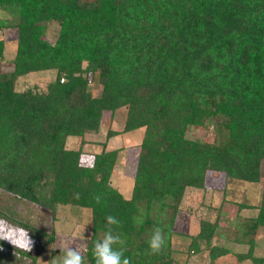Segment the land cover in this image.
Returning <instances> with one entry per match:
<instances>
[{
    "label": "trees",
    "instance_id": "1",
    "mask_svg": "<svg viewBox=\"0 0 264 264\" xmlns=\"http://www.w3.org/2000/svg\"><path fill=\"white\" fill-rule=\"evenodd\" d=\"M0 12V31L16 29L13 69H0V192L52 216L58 206L90 209L88 264H95L93 242L107 231L108 215L122 223L114 233L131 264H189L204 252L212 262L230 253L212 244L225 236L220 214L200 219L195 234L178 232L175 223L186 189L204 188L208 171L260 181L264 0H0ZM5 47L0 38V60ZM44 70H56L44 90L17 88L19 77ZM95 81L98 95L90 90ZM123 107L121 132L144 128L129 198L111 182L121 149L106 150L120 132L108 129L102 149L83 162L85 135L99 131L105 112L114 116ZM191 127L211 128L213 140L189 138ZM70 136L79 137L75 149L67 148ZM240 207L257 213L224 219L238 228L231 240L248 245L236 258L264 264L251 237L264 227V187L257 206ZM0 216L40 242L43 232L28 221L2 209ZM157 226L166 246L152 254L148 241ZM178 234L189 239L185 249L175 245ZM0 247L10 248L4 240Z\"/></svg>",
    "mask_w": 264,
    "mask_h": 264
},
{
    "label": "rangeland",
    "instance_id": "2",
    "mask_svg": "<svg viewBox=\"0 0 264 264\" xmlns=\"http://www.w3.org/2000/svg\"><path fill=\"white\" fill-rule=\"evenodd\" d=\"M2 16L0 12V17ZM57 31V25L52 23L48 29L47 39L53 42ZM15 37L16 29L0 31V38L4 39L6 44L4 58L0 60L1 70L10 71L13 69L12 59L16 51ZM55 75L56 70L30 72L19 77L17 88L21 90L33 87L37 90H44L48 82L55 78ZM90 90L93 95H98L101 91V85L95 81L91 83ZM125 112L124 107L120 108L114 116L105 112L99 131L89 132L85 135L90 143L84 147L83 162L90 163L93 154L102 149L101 143L104 142L108 129L120 132L108 139L106 150L121 149L111 175V182L125 198H129L132 193L139 143L144 128L121 132L124 126ZM187 136L206 141L213 140L212 129L206 127H191ZM78 142L79 137H68L67 148H77ZM263 187L264 161L261 164V177L258 182L237 180L222 172L208 171L204 188L186 189L179 206L175 229L178 232L195 234L200 219L214 220L220 214L222 216L221 224L226 228L225 236H215L212 239V244L230 250V253L222 255L212 262L207 252L197 254L190 258L189 264H253L250 260H237L236 254L245 253L248 250V245L231 240L238 228H235L234 224L230 225L224 219L242 222L246 218L255 216L256 209L241 208L240 205L257 206L262 196ZM0 209L12 218L28 221L43 232V235L40 236V242L35 241L28 234L32 241L30 250L16 247L8 240H4L10 248L0 247V264H53L54 261L59 264L63 251L69 247H75L83 255L86 252L87 244L91 239L92 217L90 209L71 205L58 206L55 216H52L46 208L16 199L7 192H0ZM0 222H6L9 227L22 229L5 217L0 216ZM52 233V240L45 244ZM176 237L177 243L175 245L181 250L185 249L189 242L188 237L185 234H178ZM251 237L255 239V255L264 256V227H259L253 231ZM18 251H22L24 254H20ZM179 257L183 258V255L179 253ZM85 264H88L86 259Z\"/></svg>",
    "mask_w": 264,
    "mask_h": 264
},
{
    "label": "clouds",
    "instance_id": "3",
    "mask_svg": "<svg viewBox=\"0 0 264 264\" xmlns=\"http://www.w3.org/2000/svg\"><path fill=\"white\" fill-rule=\"evenodd\" d=\"M79 198V194H76ZM94 200L97 204L101 202V197L96 195ZM107 231L102 239L93 242L92 255L95 264H131V259L125 256L127 251L125 241L119 233H114V228L122 226L121 221L113 216H106ZM0 240H8L16 247H22L30 250L32 241L28 236V232L24 229H18L7 226L6 222H0ZM149 251L152 254H159L166 246V236L162 227H154L148 241ZM53 264H56L54 261ZM59 264H85V256L75 247H69L63 251V255Z\"/></svg>",
    "mask_w": 264,
    "mask_h": 264
}]
</instances>
